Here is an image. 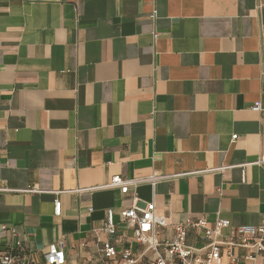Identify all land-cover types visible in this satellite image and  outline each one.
Instances as JSON below:
<instances>
[{"label":"crops","instance_id":"1","mask_svg":"<svg viewBox=\"0 0 264 264\" xmlns=\"http://www.w3.org/2000/svg\"><path fill=\"white\" fill-rule=\"evenodd\" d=\"M263 33L264 0H0V257L149 264L120 216L149 203L160 253L176 225L262 224ZM234 253L215 264H254Z\"/></svg>","mask_w":264,"mask_h":264},{"label":"built area","instance_id":"2","mask_svg":"<svg viewBox=\"0 0 264 264\" xmlns=\"http://www.w3.org/2000/svg\"><path fill=\"white\" fill-rule=\"evenodd\" d=\"M264 36V33H263ZM253 112L260 113L262 105L256 104L252 107ZM237 136H233L236 140ZM258 164H264V156ZM158 177L152 176L147 181L155 187ZM143 181H123L119 176L111 179L104 188H120L122 193H128L131 186H135ZM54 213L56 216L61 215V202L56 199L54 202ZM121 221L135 230L137 241L146 245L153 254L149 264H215L222 258V249L227 248V254L230 258H235L234 251L238 248L250 251L245 257L247 261L258 263L257 258L264 259V222L259 226H241L232 230L231 234H224L229 229V221H218L211 227L207 221L198 220L187 223L186 225H176L174 227L176 237L173 241L163 245L165 253L159 252L160 244L157 240L158 229L166 227L167 222L164 217L157 216L155 203H149L146 207L136 205L131 209L121 212ZM202 231L203 239L207 242L205 253H197V249L188 245L187 232ZM114 213L108 211V226L106 232L115 233ZM13 237L16 235L13 233ZM12 249V248H11ZM107 258L114 257L116 251L113 247L107 246L105 249ZM47 264H66V255L63 245H51L46 257ZM136 259L131 253H126L124 264H135ZM0 264H29L25 260L17 261L15 258L7 255L0 257Z\"/></svg>","mask_w":264,"mask_h":264}]
</instances>
